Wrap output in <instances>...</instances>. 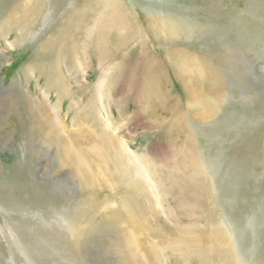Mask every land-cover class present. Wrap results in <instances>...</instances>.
Here are the masks:
<instances>
[{"label":"rangeland","instance_id":"1","mask_svg":"<svg viewBox=\"0 0 264 264\" xmlns=\"http://www.w3.org/2000/svg\"><path fill=\"white\" fill-rule=\"evenodd\" d=\"M17 1L0 0V264H118V256L113 254L111 249V242L115 240L117 231L116 225L100 221L110 210L120 212L123 217L127 209H122L119 203L125 199L134 200L131 188H128V180H125L119 190H102L99 195L109 200L103 204V208H95L89 214L81 211L85 205H80L79 202L81 194L86 190L70 174L68 168L60 167L55 146H41V143L37 142L36 134H29V125L33 129L34 120H31V110L26 106V96L37 102L46 101L63 121L67 133L72 138L76 135L80 122L78 118L82 114L88 119L97 117L107 122L110 129L120 136L125 148L134 156H146L150 153L148 156L152 158H146L148 164H151L149 168L153 174L149 183L152 184L157 199L155 208L159 213L156 219L151 217V224L159 231L149 234L139 228L136 234L139 235L143 247L153 243L160 248L171 245L173 240L180 238L177 233L179 228H189L187 230L197 231L200 235L204 230L219 235V227L221 232L225 227L235 243L237 255H240V249L242 251L245 247L251 252L249 257L252 261L264 260L260 255L262 250L264 251V234H255L246 229V233L243 232L240 237L239 229L236 228L237 225L239 228L256 225L259 226L258 231H261L264 226V122L260 124L264 113L260 115L261 119L259 115L255 117L260 119L255 124H260L256 128L257 133H260L255 139L258 148L257 162L252 171L249 169V181L253 185L249 195L250 201H246L243 196L238 197V202L232 200L223 190L222 185L218 184V178L205 162L209 160L207 150L202 154L206 158L204 164L200 161L195 164L196 155L191 151V138L196 137L201 142L197 150L206 146L207 140L199 134L201 128L211 127L210 122L213 121L238 119L229 127L226 126L232 138L227 139V133L223 134L221 138L224 142L218 152L220 172H229L230 168H238L231 161V158L235 159L232 157L235 150L244 142L245 145L249 144L251 138H254V135L242 136L239 129L248 123L242 122L241 119L246 112L256 107H264V0H119L126 12L135 17L138 25L133 26L138 27L135 30L141 32V37L137 39L136 36L128 42L113 45L116 38H111V32L109 37L113 44L111 41H108V45L107 42L100 43L105 49L114 51L117 48L118 52L113 53L115 57L109 62L111 67L108 62L102 66L98 63L95 46L91 47L90 43L72 47L70 40L62 44L61 51L59 50L62 63L52 61L43 45L53 33H57L59 23L66 20L69 10L74 9H70L72 4L81 8L83 0H67L66 5V0H53L56 5L53 16H50L53 11L50 10L44 24L35 26L26 39L17 33L19 29L7 26L10 12ZM69 3L71 6L67 8ZM143 4L145 6L142 7ZM13 10L19 13L18 8ZM75 12L74 10L73 14ZM148 12L172 16L177 21L179 18H185L206 29L199 38L193 40V46L197 49L187 50L190 60L180 61V65L183 67L186 62L194 63L198 69L194 71L195 77L208 93L211 103L218 108L213 118L199 122L191 117L173 66L163 53V45L151 36L146 27ZM99 19L98 11L87 15L84 32L87 33L88 28L96 31V26L103 23V20L98 21ZM233 22L240 26L242 32L244 27L249 30L247 39L240 34L236 36L237 40L235 39L231 31ZM121 30L124 29H120L118 34ZM80 36L82 35H75L74 39ZM96 39L97 37L91 34L89 40L92 42ZM244 40L246 41L243 42ZM188 43L184 41L181 47ZM57 56L54 55L55 59ZM250 64L253 73L244 67H249ZM74 66H77L76 71ZM51 67H56V71L63 74V78L71 86L80 85L76 90L79 92L70 96L58 94L54 89V80L49 76ZM159 67L165 69L166 75L163 78L164 84L160 86L163 89L159 87L161 90H158V94L166 104L160 103L163 106L156 110L159 118L153 121L146 114L150 106L144 103L142 92L147 79ZM103 94L105 99L108 98L103 99L105 102H99L97 96L102 97ZM176 122V125H171ZM83 123L87 126L85 121ZM247 129L251 133L252 122L247 125ZM79 144L87 155L94 153L89 145L80 141ZM31 152L39 153V161L36 163V170L28 174L25 169L22 172V167L26 166L25 158ZM11 158L13 166L20 163V166L15 167L16 171H7L4 166ZM31 164L35 165L34 160ZM174 171L177 174H174ZM232 172H229L228 182L232 184L233 189H237L239 185L235 175H231ZM241 172L245 173L244 170ZM51 175L59 176L58 180L55 179L58 183L51 184ZM180 176L184 180L182 186L172 183V178ZM63 179L64 182L61 181ZM188 181H194L193 186L199 192H204H194ZM245 185L247 188V184ZM207 186L212 188L213 199L206 193ZM33 191L35 194H31ZM39 191L43 192V195ZM132 203L135 201L130 202ZM127 208L135 214L138 212L136 205L128 204ZM243 209L247 211L245 216L234 225L231 214H235L237 218ZM258 214L260 218L257 220ZM143 222L136 221L135 227ZM36 223H39L38 226H34ZM125 224L129 226L128 222ZM27 226V234L24 235ZM73 226L77 230L83 228L84 234L74 235V229L71 230ZM253 229L255 230L254 227ZM243 243L246 246H242ZM255 248L259 251L256 252ZM258 252L259 257L256 258ZM164 255L167 264H175L170 250H165ZM221 260L222 255H219L218 262ZM213 263H216L215 258ZM188 264L198 263L193 258L189 259Z\"/></svg>","mask_w":264,"mask_h":264},{"label":"bare ground","instance_id":"2","mask_svg":"<svg viewBox=\"0 0 264 264\" xmlns=\"http://www.w3.org/2000/svg\"><path fill=\"white\" fill-rule=\"evenodd\" d=\"M148 1L152 2L153 0ZM66 2L67 0L64 1V5H66ZM69 5L70 3L67 4V8H70L71 5ZM55 6L56 5L53 0H24V2H22V0L17 1L15 2V5L10 12L8 23L9 25L7 26L11 27L12 29H19L17 33L19 32L21 34V37L26 39L27 36L32 33L31 31L35 26H37L38 24H44V20L46 17H48V12L50 10H53L50 15L53 16V12H55ZM143 6L145 5L143 4L142 7ZM71 7V10L73 8L74 9L72 11L69 10L66 16V20H63L62 23H59L60 26L57 28V33H53L51 35V38H49L45 42L46 44H43L47 50L44 51H46L47 54L51 56L52 61L57 60V63H62V59L59 55V50L61 51L62 44H65L67 43V41L71 40L70 45H73L72 47L86 45V43H90L91 47L95 46V55L98 63L102 66L105 62H108V66L111 67L109 62H111L112 58L115 57L114 54L118 52L116 50L117 48H115L114 51L107 48L105 49V47L103 48L102 46H100V43L107 42L108 45V41H111L110 43L113 44L111 38L114 37L116 39L113 45H118L124 41L128 42L129 40H132L136 36L137 39L141 37V32L135 30V28L137 29L138 27L136 26L134 28L133 26L138 25L136 23L135 17L131 13L126 12L124 5L119 0H83L81 8H77L76 5L74 6V4H72ZM14 8H18L19 13L13 10ZM74 10L76 12L73 14ZM93 11L99 12L100 19L98 21L103 20L104 24L102 23L101 25L96 26V31H91V28H88L89 31L85 33V25H87L85 19L87 18V15L93 13ZM63 14L65 13L63 12ZM146 22V27L151 32V36H153V38H155L157 42L163 45V53L165 54L171 66H173V72L186 97L187 106L190 110L191 117L199 122L213 118L218 108L214 106L213 103H211V99L208 93L200 86V81H198V78L195 77L194 71H198V69L195 67L194 63H187L190 60L187 50L195 51L197 49L196 46H193V40L195 38H199L198 36L206 32V29L195 21H188L185 18H179V20L177 21L172 16H164L163 14L161 15L158 12H148ZM91 26L92 25H90V27ZM231 26L232 34L236 40L238 38H236V36H238L239 34L244 39H247V33L249 32L247 28L244 27V32H242L243 30L239 29L240 26L235 25L234 22ZM120 29L124 30H121V33L118 34L120 32ZM111 32L113 33V36L110 38L109 36ZM91 34L97 37V39L93 40L92 42L89 40ZM75 35L82 36H80L81 38L79 37L80 39H74ZM118 35H120V39ZM53 36L54 38H52ZM184 41L189 43L188 45L185 44L186 46L181 47L182 45H184L182 44L184 43ZM245 41L246 40H244L243 42ZM204 44H206V42H204ZM215 52L216 50L214 51V53ZM55 54L58 55L56 59L54 57ZM183 60H187V62L184 63L182 67L180 65V61ZM247 65L244 66L246 67V70L249 69L253 73V69H250L252 68L251 64L249 65V67H247ZM110 67H108V69ZM56 69V67L55 69L52 68V70H50L51 72L49 73V76L50 79L54 80V89L57 90L58 94L70 96V94L74 95V93L79 92L76 90H78V88L81 86H71L70 84H68V81L62 76L63 74L61 75L56 71ZM74 69V71H76L77 66H74ZM165 75V69H162L161 67L157 68L152 76L147 79L142 92V99L144 103H147L150 106L149 111L146 114H148L153 121H157L159 118V116L157 115L158 112H156V110L163 106L160 105V103H165V101L161 99V95H159L160 92H158L159 87L164 84L163 78ZM75 82L77 83V80H75ZM249 89L250 88L248 87V91ZM104 96V94L102 97L97 96L98 99H100L99 102H105L104 100H107L108 97L105 99ZM26 99V106L29 110H31L32 113L31 120H34L33 129L29 125V130L31 131L29 134H36L38 140L37 142L41 143V146L46 145L48 148L55 146L58 150L60 167L68 168L69 172H71L70 174H72V176L76 178L77 182L83 187V189L86 190L85 193L81 194V199L79 202L80 205H85L81 211H83L85 214H89L95 208H103V204H106L109 200L106 197L99 195L101 194L102 190L112 191L114 190L112 188L119 190V188L123 185V182L125 180H128V188H131L134 200L131 201L129 199H125L126 201L121 200V202L119 203L122 209H127L124 212V218L122 217V214L120 212L110 210V212L107 211V213L104 214L100 221L102 223L108 221L109 224L112 223L116 225L117 231L115 234V240L111 242V249L112 253L118 256V264H167V259L164 255V252L167 249L172 252L175 264H188L189 259L193 258L197 260L198 264H204V262H211V264H264L263 259H259L258 262L252 261V259H250L249 257L251 252L247 251L245 247H243L242 251L240 249L241 254L237 255V252L235 250L236 246H234L235 243L227 233L225 227H223V232H221L219 227V235H216V233L214 234V232L205 230L203 231L204 233L200 235L197 233V231L187 230L189 228H179L177 233L180 235V238L179 240H173L171 245L160 248L158 245L153 243L148 244L147 247H143L142 242H140V237L138 234H136V231H138L139 228L145 230L149 234L150 232L152 234V232L154 233L155 231H159L151 224V217L153 218L154 216L156 219L159 213L155 208L157 199L152 190V184L149 183V180H151L153 174L149 168L151 164H148L149 161L146 158H152L151 156H148L150 153L148 155L146 154V156H134L125 148L122 140L120 139V136H118L112 131V129H110L111 127L109 124H107V122L97 117L91 119L89 118V120L87 116L82 114H80L78 118V120L82 124H80L79 122L76 128V135L74 138H72L67 133L63 121L55 114L53 109L47 104L46 101L40 100L37 102L29 96H26ZM74 104L76 105V103ZM250 110L252 111L246 112L245 115L241 117L242 122L248 121V123L245 125V127H243L242 129L240 128L239 130L242 136L254 135V138H251L249 144L245 145L244 142L243 145L239 146V149L235 150L234 152L235 155L232 156L235 157V159L232 160L231 158V161H233L238 167L234 168L235 170L230 168V171H233L231 175H235L234 178L236 177L235 179L238 182L237 184L239 186L237 189H233L232 184L228 182V180L230 179V171L228 172L227 170V172H220L221 170L219 169V160L217 161V159H219L218 152L221 149V144L222 142H224L221 136L227 133V139L229 137L232 138V135H229V132H227L228 130L226 128L235 121L237 122L238 119L231 118L226 122L224 120H222L221 122L213 121V123L210 122V124H212L211 127L205 126V128H201L200 130L198 129L200 132L199 134L205 140H207V143L205 142L206 146L203 147V149L200 148V150H197L198 145H201V142L196 137L191 138V143L193 144L191 151H193L196 155L195 164H197L198 161L202 163L204 160H206V158L203 157L202 154L205 152L204 150H207L209 154L208 157H206L207 159L209 158V160L205 162L210 166V168L218 178V184H221L223 190L228 193L230 198L237 202L240 201L238 197L242 196L246 201H250L251 199L249 198V195L252 192L253 185H251L249 181V169L251 168L252 171L254 164H256L257 162L256 157L258 148L256 146L255 139L260 132L257 133L256 128H258L259 125L264 122V118L260 121V119L262 118L260 115L264 113V107L260 106ZM163 112L164 111H162V113ZM83 113H85V109L83 110ZM258 115L260 116V119H255V117H257ZM88 120L89 122H87ZM83 121H85L87 126H84ZM181 121H183V119H181ZM257 121H260V124L258 126L255 125ZM251 122L253 128V130L251 131L252 134L249 133V130L247 129V125L249 123L251 124ZM177 123L178 122L171 125H176ZM79 141L89 145L90 149L94 153L91 156L87 155L84 148L79 144ZM33 155L34 158H32ZM46 156L47 155L45 154V157ZM250 156L251 158L249 159ZM33 160L35 162L34 166L31 164ZM38 161L39 153H28L27 158H25L26 166L22 167V172L24 171V169L26 172H28V174L34 172L36 170V163ZM262 161H264V154ZM12 163V158L11 160L8 159V163H5L4 166L7 171H16L17 169L15 167L20 166V163L19 165L14 164V166L12 165ZM22 165L24 164L22 163ZM242 170L245 171L244 174H242ZM174 174H177V172L174 171ZM51 176H53L51 184L57 182L56 180H58L57 177L59 176ZM61 181L64 182V179ZM182 181L184 182L181 176L172 178V183L179 186L183 185ZM189 182L194 188V192L200 194L203 191L201 190L199 192L193 186L194 181H188V183ZM245 184H247V188H245ZM49 188H51V186ZM205 189L207 190V195H210L211 199H213L212 188L210 186H207ZM39 193L43 195V192L39 191ZM31 194H35V192ZM113 196L114 194H112V197ZM112 199H114V197ZM13 200L15 201V199ZM134 201L135 203L130 204V202ZM128 204L136 205L138 212L135 214L129 211V208H127ZM246 212V209H243V211H240V214L237 218L235 214H231L234 225L238 224L242 220V217L245 216ZM258 217L260 218V214H258V216L256 217L257 220ZM142 220L144 222L142 224L139 223L136 228L135 222ZM125 222H128L129 226H126ZM38 224L39 223H36L34 226H38ZM219 225L224 226V224ZM28 226L25 230L24 235L27 234L26 231L28 230ZM253 227L255 228V230L253 229ZM253 227H250L248 225V227L243 226V229L239 228L237 225L236 228L239 229L240 237L243 232L246 233V229L247 231L250 230L255 234H264V226L261 231H258L257 229L259 226L257 227L255 225ZM260 227H262V225H260ZM71 230H73L74 235L84 234L83 228L77 230L75 226H73ZM207 236H209V238ZM255 241L257 245L258 239H256ZM242 246L246 245L243 243ZM254 250H256V252L259 251L258 248H255ZM219 255H222V260L218 262ZM260 255L261 258L264 257L263 250ZM242 256L245 258L243 259ZM255 257H259V252L257 255H255ZM214 258L216 259V263H213Z\"/></svg>","mask_w":264,"mask_h":264}]
</instances>
